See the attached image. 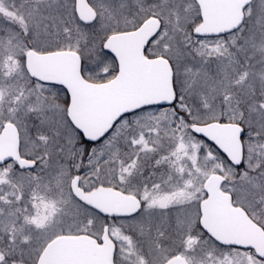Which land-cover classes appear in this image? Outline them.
Instances as JSON below:
<instances>
[{"label":"snow or ice","instance_id":"1","mask_svg":"<svg viewBox=\"0 0 264 264\" xmlns=\"http://www.w3.org/2000/svg\"><path fill=\"white\" fill-rule=\"evenodd\" d=\"M0 264H264V0H0Z\"/></svg>","mask_w":264,"mask_h":264}]
</instances>
